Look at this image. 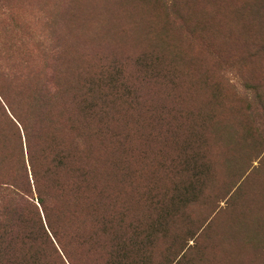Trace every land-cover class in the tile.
<instances>
[{"label": "rangeland", "instance_id": "rangeland-1", "mask_svg": "<svg viewBox=\"0 0 264 264\" xmlns=\"http://www.w3.org/2000/svg\"><path fill=\"white\" fill-rule=\"evenodd\" d=\"M2 1L15 23L32 22L36 32L44 31L46 45L58 52L65 75L72 74L81 90L88 81L96 83L101 72L122 68L146 112L143 126L133 129L113 155L120 199L114 234L109 255L96 249L93 264H139V257L172 264L177 251L182 252L174 260L180 258V264H202L207 255H219L222 228L230 218L253 211V220L264 223V0ZM249 4L260 15L241 12L240 6ZM150 53L168 72L154 83L134 63ZM45 61L54 65L53 58ZM252 86L259 87L260 101L255 93L249 98ZM204 142L211 167L200 178V195L178 211L180 216L165 218L147 201L155 198L144 194L149 185L141 188L139 172L145 184L154 176L153 193L164 192L173 180L170 165L174 173L184 158L199 154V148L183 154L182 147ZM122 158L130 171L123 179ZM60 225L65 231L60 243L71 257L86 249L73 238L67 219ZM134 238L143 245H133ZM139 247L143 252L137 254ZM43 262L62 264L48 249Z\"/></svg>", "mask_w": 264, "mask_h": 264}, {"label": "trees", "instance_id": "trees-1", "mask_svg": "<svg viewBox=\"0 0 264 264\" xmlns=\"http://www.w3.org/2000/svg\"><path fill=\"white\" fill-rule=\"evenodd\" d=\"M249 6H240L241 12L260 15ZM10 11L0 0V78L4 80L3 88L0 81V264H46L47 249L62 264H93L96 249L109 255L114 234L115 205L120 199L115 195L113 155L133 129L143 126L146 112L140 109L133 85L125 82L122 68L101 72L96 83L88 81L81 90L72 74L65 75L58 52L46 45L44 31L36 32L32 22L15 23ZM47 57L54 59V65L45 61ZM134 63L149 73L153 83L168 74L151 53ZM249 90L252 99L259 87ZM204 145L182 147L183 154L199 148V157L184 158L174 173L170 165L173 180L164 192L153 193L154 176L145 184V175L139 172L141 188L149 185L144 194L155 198L148 196L147 201L165 218L180 216L178 211L200 195V178L211 167ZM122 160L123 179L130 171ZM248 213L225 223L219 255H207L202 264H253V260L258 264V258L264 264V223L253 220V211ZM122 216L118 215L120 221ZM65 219L75 241L87 245L73 257L60 243L65 232L60 224ZM141 241L131 242L141 246ZM181 252L173 254L172 264L182 263L180 258L174 260ZM139 258V264H151L148 258Z\"/></svg>", "mask_w": 264, "mask_h": 264}]
</instances>
